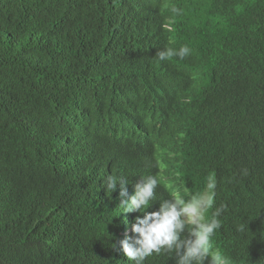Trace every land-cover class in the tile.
<instances>
[{
    "label": "trees",
    "instance_id": "16d2710c",
    "mask_svg": "<svg viewBox=\"0 0 264 264\" xmlns=\"http://www.w3.org/2000/svg\"><path fill=\"white\" fill-rule=\"evenodd\" d=\"M110 175L214 176L212 250L264 264V0H0V264H132Z\"/></svg>",
    "mask_w": 264,
    "mask_h": 264
},
{
    "label": "clouds",
    "instance_id": "9594fccd",
    "mask_svg": "<svg viewBox=\"0 0 264 264\" xmlns=\"http://www.w3.org/2000/svg\"><path fill=\"white\" fill-rule=\"evenodd\" d=\"M190 49L184 45L179 49L167 48L156 53L159 60L165 61L173 57L184 59L190 54ZM247 175V170H244ZM121 184L120 206L122 213L139 212L131 226L133 237L125 239L127 227L121 229L120 249L127 261L132 264H144L147 257H169L174 264H230V260L220 251L212 250L211 239L220 227L217 217L222 208H217L210 219L205 214L212 207L216 181L214 176L207 178L206 190L189 199L174 195L162 203L156 204L153 212H146L155 199L158 179L147 176L140 179L134 186V192L129 195L124 184L126 180L109 176L106 179V191L113 192L117 184ZM123 225V224H122ZM264 263V245L262 253Z\"/></svg>",
    "mask_w": 264,
    "mask_h": 264
},
{
    "label": "bare ground",
    "instance_id": "6f19581e",
    "mask_svg": "<svg viewBox=\"0 0 264 264\" xmlns=\"http://www.w3.org/2000/svg\"><path fill=\"white\" fill-rule=\"evenodd\" d=\"M230 196H232V195H230Z\"/></svg>",
    "mask_w": 264,
    "mask_h": 264
}]
</instances>
